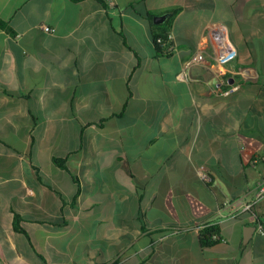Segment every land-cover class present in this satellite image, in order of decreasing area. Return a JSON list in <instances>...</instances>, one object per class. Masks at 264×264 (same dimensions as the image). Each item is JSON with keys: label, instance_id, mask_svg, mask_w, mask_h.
I'll return each instance as SVG.
<instances>
[{"label": "crops", "instance_id": "crops-1", "mask_svg": "<svg viewBox=\"0 0 264 264\" xmlns=\"http://www.w3.org/2000/svg\"><path fill=\"white\" fill-rule=\"evenodd\" d=\"M0 22V264H264V0H0Z\"/></svg>", "mask_w": 264, "mask_h": 264}, {"label": "built area", "instance_id": "built-area-1", "mask_svg": "<svg viewBox=\"0 0 264 264\" xmlns=\"http://www.w3.org/2000/svg\"><path fill=\"white\" fill-rule=\"evenodd\" d=\"M42 27L46 31H51V27H49L47 25H42ZM208 30H209L211 36L216 41V43L219 47V50H220V54L217 57L218 62L222 65H225V64L233 61L237 57L238 51L230 39L229 32H228L226 26L221 24V23H215V24L211 25L208 28ZM159 41L161 43L163 42L162 39H159ZM202 61H204V55L199 53L198 55H196L194 57V59H193V61H191V63L202 62ZM236 88H237L236 86H232L231 88L225 89V94H230L232 89H236ZM259 160H264V155H258L255 159H253V163L257 162ZM203 178L205 180H210V177L207 174H204ZM263 196H264V179L261 182L257 197L261 198ZM252 207H253V203H247L243 206V211L244 212H250V211H252ZM248 218L252 219L254 222L258 223V225H257L258 231L260 233L264 234V224L261 222H258L257 219L255 218V215H253V214L248 216ZM216 238L219 240H223V238L219 235H216Z\"/></svg>", "mask_w": 264, "mask_h": 264}, {"label": "trees", "instance_id": "trees-1", "mask_svg": "<svg viewBox=\"0 0 264 264\" xmlns=\"http://www.w3.org/2000/svg\"><path fill=\"white\" fill-rule=\"evenodd\" d=\"M102 1V0H101ZM183 10V7H174L171 8L168 12L170 14L169 18L162 24H156L153 23V26L155 28H161L162 26H166L165 28L161 29L159 32L154 33V42L156 46V50L158 54L163 55H171L173 50L171 48V40H170V27L172 20L174 19V16ZM148 16L150 18L153 17V14L151 12L148 13ZM0 25L2 26V22H0ZM159 39H162V43L159 41ZM55 161L61 165L65 163V160L56 158ZM216 235H220V230L218 225L210 223L204 225V227L201 229V235L200 240L201 243L205 247L213 246L220 242L219 239L216 238Z\"/></svg>", "mask_w": 264, "mask_h": 264}, {"label": "water", "instance_id": "water-1", "mask_svg": "<svg viewBox=\"0 0 264 264\" xmlns=\"http://www.w3.org/2000/svg\"><path fill=\"white\" fill-rule=\"evenodd\" d=\"M168 16H169V14L157 15L154 17V21L156 24H161L168 18ZM247 228H252V227H247ZM247 237H248V233L246 235V238Z\"/></svg>", "mask_w": 264, "mask_h": 264}]
</instances>
